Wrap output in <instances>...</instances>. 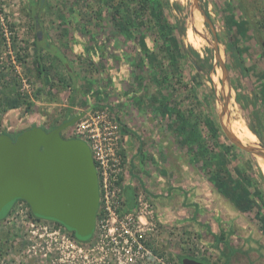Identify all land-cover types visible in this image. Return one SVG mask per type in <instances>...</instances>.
I'll list each match as a JSON object with an SVG mask.
<instances>
[{
  "label": "rangeland",
  "instance_id": "374dc122",
  "mask_svg": "<svg viewBox=\"0 0 264 264\" xmlns=\"http://www.w3.org/2000/svg\"><path fill=\"white\" fill-rule=\"evenodd\" d=\"M263 43L264 0H0V134L83 114L61 137L99 189L87 242L14 203L0 264H264V176L230 128L264 153Z\"/></svg>",
  "mask_w": 264,
  "mask_h": 264
},
{
  "label": "water",
  "instance_id": "95a60500",
  "mask_svg": "<svg viewBox=\"0 0 264 264\" xmlns=\"http://www.w3.org/2000/svg\"><path fill=\"white\" fill-rule=\"evenodd\" d=\"M82 116L50 132L38 127L26 130L14 141L0 134V216L14 201L22 200L36 217L60 223L79 239L92 236L99 205L92 154L84 141L61 137ZM257 154L264 159L263 152Z\"/></svg>",
  "mask_w": 264,
  "mask_h": 264
},
{
  "label": "bare ground",
  "instance_id": "6f19581e",
  "mask_svg": "<svg viewBox=\"0 0 264 264\" xmlns=\"http://www.w3.org/2000/svg\"><path fill=\"white\" fill-rule=\"evenodd\" d=\"M194 28L196 30L195 26ZM189 35L187 36L189 42L191 43L193 47H197V42L195 38L193 37L192 32ZM234 127H235L234 123L231 122L230 128L232 131L233 141L239 142L241 145L246 147L250 152H253L255 154L263 152V150L258 147L259 145H258L257 137L248 128H246V126L243 123L238 122V128L236 129L237 132H235L234 129H232ZM256 156H258L256 160L264 176V159L258 154Z\"/></svg>",
  "mask_w": 264,
  "mask_h": 264
},
{
  "label": "trees",
  "instance_id": "16d2710c",
  "mask_svg": "<svg viewBox=\"0 0 264 264\" xmlns=\"http://www.w3.org/2000/svg\"><path fill=\"white\" fill-rule=\"evenodd\" d=\"M41 1L42 0H40V3H41ZM228 46H230V47H228V48H230V49H232L233 47H231L232 45H233V43L232 42H228V44H227ZM44 43H42V41L39 39V36H38V34L36 35V49H37V55H36V59H35V64H36V70H37V75L39 76V77H41L42 76V74H43V71H44V66H43V64H42V58H41V51H42V49H44ZM46 48V47H45ZM58 56V55H57ZM68 120H70V119H68ZM56 127H58V126H53V127H51L49 130H44V131H46V132H50L51 130H53V129H55ZM252 130V132L258 137V138H260V135L256 132V131H254L253 129H251ZM24 131H22L21 133H23ZM20 133V134H21ZM20 134H18V135H20ZM17 135V136H18ZM16 136V137H17ZM16 137H14V138H12L11 137V139L14 141L15 140V138ZM261 176H262V174H261ZM262 178H263V176H262ZM263 180H264V178H263ZM16 202H24V201H22V200H16V201H14L10 206H9V208L8 209H6L5 210V212L3 213V215H1L0 216V219H2L7 213H8V211H9V209L12 207V205L14 204V203H16ZM26 203V202H25ZM26 205H27V203H26ZM31 215H32V217H34L35 219H41V218H39V217H36L35 215H33L32 213H31ZM52 222H54V223H56V224H58V225H61L60 223H58V222H55V221H52ZM62 226V225H61ZM66 229V228H65ZM69 233H71V235H72V237L74 238V239H76L77 241H79V242H87V241H89L90 240V238L91 237H89V238H87V239H79L78 237H76V235H75V233L73 232V231H70V230H68V229H66Z\"/></svg>",
  "mask_w": 264,
  "mask_h": 264
},
{
  "label": "built area",
  "instance_id": "2783aa9c",
  "mask_svg": "<svg viewBox=\"0 0 264 264\" xmlns=\"http://www.w3.org/2000/svg\"><path fill=\"white\" fill-rule=\"evenodd\" d=\"M19 206H25L26 207V203L25 202H21V204ZM27 210H28L27 208L24 209L25 217H27V215H26ZM21 211H23V209H21Z\"/></svg>",
  "mask_w": 264,
  "mask_h": 264
},
{
  "label": "flooded vegetation",
  "instance_id": "af4514ba",
  "mask_svg": "<svg viewBox=\"0 0 264 264\" xmlns=\"http://www.w3.org/2000/svg\"><path fill=\"white\" fill-rule=\"evenodd\" d=\"M65 229V228H64Z\"/></svg>",
  "mask_w": 264,
  "mask_h": 264
}]
</instances>
